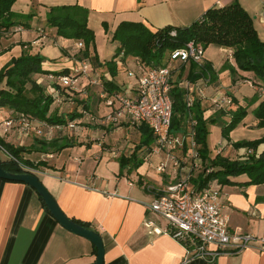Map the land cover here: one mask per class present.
Returning a JSON list of instances; mask_svg holds the SVG:
<instances>
[{"label":"crops","instance_id":"1","mask_svg":"<svg viewBox=\"0 0 264 264\" xmlns=\"http://www.w3.org/2000/svg\"><path fill=\"white\" fill-rule=\"evenodd\" d=\"M217 1L17 0L12 10L16 14L37 16L43 11L48 15L53 7L77 5L88 12V26L95 34L96 26L106 32H115L122 22L142 23L155 32L167 26L188 27L209 9L219 7ZM234 2H238L251 15L258 35L264 42V0H225V6ZM27 21L9 32L1 33L0 56L11 51V47H4V39L15 34H20L23 38L31 32L35 38L31 42L22 40L24 50L53 46L63 54L60 60L45 59L42 68L46 73L35 75L38 84L54 98L55 106L52 105L51 113L56 114L59 107L70 104V101L71 104L75 103L74 112L79 113L83 106H87L98 116L108 113L109 109L105 107L101 97H98L100 88V94L103 91L102 86L88 85L85 89L86 96L79 101L76 99L78 96L73 97L74 93L64 90L57 80L50 78L63 72L69 74L78 63L87 60L92 78L107 76L110 79L108 68L103 66L104 63H99L100 60L97 61L98 55L92 53L90 48L91 59H82L83 49L77 47L79 41L58 36L57 29L49 24L41 29H30ZM208 49L209 47L205 50L202 65H211L213 74L197 78L192 83L195 91L189 97L200 101L206 120L215 118L219 120L218 124L227 120L228 125L236 110L240 107L247 109L252 103L251 98L239 100L236 97L239 89L246 86L258 95H264V83L259 82L254 73L237 69L234 57H229L233 51L221 48L227 53V63L235 68L233 82L227 87L215 65L206 58ZM108 60L110 59L105 62ZM3 67L0 65V70ZM190 69L191 63H176L173 68V84L177 75L183 71V80L181 79L179 86L185 88V83L190 82ZM137 83L135 79V83L131 85L136 87ZM86 84L85 82L84 85ZM223 98H228L231 103L217 105ZM263 100L264 98L260 103ZM62 110L56 115L67 117L69 111L63 113ZM16 116L17 113L12 110L0 108V122ZM75 121L80 126L75 132L69 130V134L65 129L63 132L54 131L46 137L32 132L31 137L21 142L15 138V133H18L15 130L11 131V135L0 136L6 142L27 148L33 147L38 140L49 142L58 139L60 144H64L67 139L71 141L72 146L57 153L49 150L47 154L33 152L24 156L34 163H46L45 167L33 172L55 198L61 210L69 218L86 224L89 229L101 235L105 247L104 264H264V251L260 250L259 241L239 252H225L216 259L209 260L190 256L182 243L164 232L168 228V222L153 212L149 208L150 204L181 177L191 174L192 179H197L205 170L203 161L196 169L193 168L188 148L175 149V154L183 160V171L175 173L170 169L164 174L157 171V166L166 161L167 154H152L143 145L147 134L153 133L148 126H133L125 121L108 126L87 124L80 119ZM250 126H258L255 117ZM150 142L151 146L155 144L154 135ZM227 147L230 145H225L224 138L218 154L225 152ZM70 149L76 150L75 155L63 157V153ZM230 150L233 158L243 153L242 150ZM262 150L264 145L260 147V151ZM135 152L142 164L138 168L129 165L122 169L121 159H128ZM232 180L239 184L221 185L214 180L209 186L219 188L222 192V200L227 205L225 211L230 217V230L264 238V184L240 185L249 181L246 175ZM191 185L195 187L193 182ZM148 221L155 226L147 228ZM155 228L161 230V233L155 232ZM211 249L214 250L215 247ZM0 264H97V248L88 239L65 229L46 209L34 188L25 183L0 179Z\"/></svg>","mask_w":264,"mask_h":264},{"label":"trees","instance_id":"2","mask_svg":"<svg viewBox=\"0 0 264 264\" xmlns=\"http://www.w3.org/2000/svg\"><path fill=\"white\" fill-rule=\"evenodd\" d=\"M16 1L0 0V36L2 32H9L13 27L20 25L22 22L19 19L26 17L13 12V5ZM47 20L51 27L57 29L58 36L84 43L85 48L81 51L83 52L82 59L91 57L90 48L95 39V32L88 26L86 10L77 5L53 7L47 15ZM173 30L177 32L176 37L170 35ZM113 40L120 42V48L110 60L103 64L108 68L111 78L98 77L101 79L103 90L110 94L121 91L124 86L119 83L117 76L121 72L120 63L124 64L128 57L139 59L145 68L163 66L166 64L171 50L183 47L191 40L202 43L205 49L211 45L231 49L237 69L254 73L256 79L264 83V42L258 35L253 18L238 2L209 9L199 20L184 28L167 26L153 32L142 23L122 22L114 32ZM122 53L124 56L121 58ZM44 61L45 59L39 54L25 52L21 56L13 58L0 70V85H2L0 108H7L17 115L23 114L51 125L65 126L71 121L80 119L82 115L78 111H73L67 117H59L51 113L54 98L47 94L35 79V75L46 73L42 68ZM228 65L234 72L235 68ZM197 69L199 72H196ZM65 73L63 72V74ZM212 74L211 65H199L191 62L188 80L194 83L197 78ZM63 89L67 91V89ZM171 96L173 117L170 134L173 137L185 135L189 130L191 120L196 121L194 129L197 152L205 164V170L197 179H191L195 185L194 188L202 190L209 187L214 180L221 185H236L239 183L232 179L243 175H246L249 181L240 185L264 184V150L260 151V147L264 145V137L234 143L236 150L243 151L236 158L231 159L218 154L214 159L209 160L207 125L209 122H217V119L206 120L204 118V110L198 99H194L192 105L188 106L187 91L178 84H173ZM82 108V111H90L87 106ZM253 114L258 126L264 127V100L253 111ZM246 115L247 109L242 107L232 114L231 122L223 126L225 139ZM147 128L150 130L149 127ZM152 136L153 133H148L143 144L148 147L149 151L152 148L150 142ZM70 142L69 139L64 144H60L58 139L49 142L38 140L33 147L27 148L6 142L0 136V148L10 156L9 160L0 161L3 168L9 172L34 174L30 170L45 167L46 163L43 161L34 163L26 159L25 154L33 152L47 154L49 150L57 153L72 146ZM133 155L128 159L124 157L121 159L122 169L129 165L138 168L142 164L137 159L136 152ZM39 198L46 207L42 198L40 196ZM73 221L87 227L86 224Z\"/></svg>","mask_w":264,"mask_h":264},{"label":"built area","instance_id":"3","mask_svg":"<svg viewBox=\"0 0 264 264\" xmlns=\"http://www.w3.org/2000/svg\"><path fill=\"white\" fill-rule=\"evenodd\" d=\"M219 7L225 6V0H218ZM172 37L177 36L175 30L171 31ZM78 49L85 48L83 42L77 44ZM205 46L194 40L187 42L183 47L175 48L168 54L165 65L145 68L144 64L132 58L134 67H129L128 77L137 80V86L126 84L122 90L113 94L104 90L100 94L105 107L109 112L98 116L88 110L81 111L82 122L108 126L122 121L133 126L144 124L148 126L155 137V144L151 148L152 154L166 153V161L157 166V171L167 173L173 169L175 173L183 171V160L175 154V149L188 148L196 169L202 162L195 141L196 121L191 120L189 130L185 135L173 137L170 134L173 117V68L176 63L203 64ZM124 53L121 54V58ZM233 53L230 52L231 58ZM69 74L50 76L59 82L60 86L70 92H84L88 85L101 86V79L91 77V67L87 60L81 61ZM87 83L84 85V83ZM188 106L193 100L189 97L195 88L191 82L185 83ZM221 103H231L228 98H223ZM80 124L71 121L67 125H51L23 114L10 117L0 122V135H7L15 130L19 136H29L32 132L40 137L51 135L54 131H63L68 128L77 131ZM30 170V169H29ZM34 171V170H30ZM191 174H186L174 184L163 190L150 204L149 208L159 214L168 222L164 231L186 248L190 256L214 260L225 252H239L249 248L253 243H261L260 250L264 251V238H258L249 233L232 232L230 230V217L226 213V204L222 200L219 188L207 187L197 190L191 185ZM147 228H153V222L146 223ZM158 234L161 230L154 229ZM189 245V246H188ZM215 247V249H211Z\"/></svg>","mask_w":264,"mask_h":264},{"label":"rangeland","instance_id":"4","mask_svg":"<svg viewBox=\"0 0 264 264\" xmlns=\"http://www.w3.org/2000/svg\"><path fill=\"white\" fill-rule=\"evenodd\" d=\"M18 15H22V14H18ZM29 15H26V14L22 15V16H26L27 18L23 17L21 18V20L19 19V21L23 23V21L25 22V20H28L27 23H29L30 29H34V30L41 29L43 27L48 26L47 14L45 11H43L41 15H37V16L30 15V17H28ZM95 28H96V34H95L94 42L91 45V50H92V53H94L95 55H98L97 61L100 60L99 63L102 62L103 64L105 63L106 59H111V57L115 55L116 52H118L120 48V42L118 40H113L114 31L110 30L106 32L100 26H96ZM34 38H35V35H31V32H30L29 34H26L23 38L21 37L20 34H15V35L10 36L7 39H4L3 40L4 47L5 48L11 47V51L9 53L8 51H6L4 54L0 56V65L1 66L7 65L13 58H17L25 52L32 53V54H39L44 59L60 60L62 58V55H63L62 52L59 49L54 48L53 46L51 47L48 46L45 48H40V47L30 48L27 51L24 50L22 46V40L24 42H28V40L29 42H31ZM66 43H69V42H66ZM69 44L71 45L73 44V42H70ZM226 54L227 53H225V51H223L221 48L216 47V46H210L206 52V58L209 59L215 65V68L217 69V71L222 75L221 76L222 82L227 87H229L233 82V76H232L233 72H232L231 67L228 65L226 61ZM100 56L102 57V59ZM119 67L121 69L120 74H118L117 76L119 82L125 83L126 86L135 83V79L129 78L128 72H127L129 67H134V65L132 64V58L128 57L124 64L120 63ZM182 72H180L177 75L178 77L175 81V84L179 85V82L181 81V79L183 80V77L181 76V74H183ZM101 90L102 89L100 88V91H98V97H100ZM73 93H74L73 97L78 96V98L76 99L79 101L83 97L86 96L85 91L81 93L80 92H73ZM236 97L239 100H243L244 97L251 98L252 103L250 107L247 108V115L245 116V118L225 139V145H230L231 148L227 147L228 149L225 152H223L221 155L224 157L231 158V159L234 156H232L233 152L230 149L232 148L233 150L235 149L233 145L234 143L241 142V141H252V140H255V139H258L264 136V127L250 126L254 119L253 110L259 105L261 99L264 98V95L262 94L258 95L256 91L246 86H243L241 87V89H239V92H237ZM74 104L75 103L71 104V101H70V104H64V107L63 106L59 107V109H57V112H59L60 109H63L62 110L63 113H67L69 111L68 114H71L75 108ZM209 119H212V118H209ZM217 121L219 122V120ZM226 121L227 120L222 122V124H218V122H215V123L209 122L207 125V129L209 132L207 136V150L209 154V160L214 159L218 155V149H219L220 143L224 139L223 126L226 125ZM69 130L70 129L66 128L64 131L68 133ZM15 134H16L15 138L19 140V142H21V140L31 137V135L26 137V136H19L18 133H15ZM8 135H11V133L7 134V136ZM29 142H31V140H29ZM75 153H76V150L70 149L63 153V157H69V155H75ZM9 158L10 156L3 149L0 148V160L5 161V160H9Z\"/></svg>","mask_w":264,"mask_h":264},{"label":"water","instance_id":"5","mask_svg":"<svg viewBox=\"0 0 264 264\" xmlns=\"http://www.w3.org/2000/svg\"><path fill=\"white\" fill-rule=\"evenodd\" d=\"M0 179L25 183L36 190L53 217L67 230L91 241L97 248V264H104L105 247L103 239L96 231L77 224L59 207L57 201L48 191L40 178L33 173H12L5 170L0 161Z\"/></svg>","mask_w":264,"mask_h":264}]
</instances>
